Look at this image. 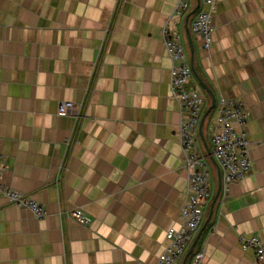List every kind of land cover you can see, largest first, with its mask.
<instances>
[{"label":"crops","instance_id":"crops-1","mask_svg":"<svg viewBox=\"0 0 264 264\" xmlns=\"http://www.w3.org/2000/svg\"><path fill=\"white\" fill-rule=\"evenodd\" d=\"M177 3L0 0L3 182L47 210L39 218L0 193V264H157L181 224L188 175L165 26L180 31L204 95L196 148L212 185L177 264H258L238 240L264 239V0H217L210 49L191 30L198 0L182 16ZM222 99L249 110L252 168L220 188L212 133ZM62 101L75 112L59 113ZM76 208L93 222L70 217Z\"/></svg>","mask_w":264,"mask_h":264},{"label":"built area","instance_id":"built-area-1","mask_svg":"<svg viewBox=\"0 0 264 264\" xmlns=\"http://www.w3.org/2000/svg\"><path fill=\"white\" fill-rule=\"evenodd\" d=\"M217 0H200V6L191 24V30L201 38L203 48L210 49L216 30L213 22ZM190 0H178L177 16L184 15ZM162 37L172 60L171 88L185 113L180 124V139L184 152V162L188 171L186 199L181 210V224L167 232L168 246L158 256L157 264H177L183 259L195 235L199 232L205 207L212 196L211 171L205 157L196 148L197 134L205 99L199 86L193 83V69L188 62L179 30L165 26ZM77 104L73 101L59 103L61 114L73 113ZM249 110L241 99H222L216 115L212 133L213 156L218 162L222 182L227 187L248 176L252 168L251 140L247 123ZM7 164L0 155V193L11 203L29 210L39 218L47 215L43 204L31 196L5 184L3 175ZM68 215L83 225H90L93 219L81 208L71 210ZM239 244L244 250H252L258 264H264V239L258 234H240ZM204 252L194 256L199 263Z\"/></svg>","mask_w":264,"mask_h":264},{"label":"water","instance_id":"water-1","mask_svg":"<svg viewBox=\"0 0 264 264\" xmlns=\"http://www.w3.org/2000/svg\"><path fill=\"white\" fill-rule=\"evenodd\" d=\"M199 4H200V0H198V6L195 8V10L194 11H196L198 8H199ZM200 82L202 83V85L203 86H205L206 87V89L209 91V93L211 94V96H212V100H213V103H212V108L215 106V103H216V98H215V95L211 92V90H210V88L202 81V80H200ZM204 119V118H203ZM203 119L201 120V124H202V122H203ZM201 126V125H200ZM213 161H214V163L216 164V166L218 167V171H219V180H220V188H221V185H222V175H221V169H220V166H219V164L217 163V161L214 159V157H213ZM198 237H199V234H198V236L196 237V239H195V242L197 241V239H198Z\"/></svg>","mask_w":264,"mask_h":264},{"label":"rangeland","instance_id":"rangeland-1","mask_svg":"<svg viewBox=\"0 0 264 264\" xmlns=\"http://www.w3.org/2000/svg\"><path fill=\"white\" fill-rule=\"evenodd\" d=\"M214 157V156H213ZM215 159V158H214ZM216 160V159H215ZM218 163V162H217Z\"/></svg>","mask_w":264,"mask_h":264}]
</instances>
